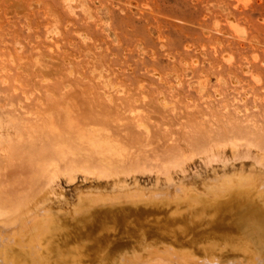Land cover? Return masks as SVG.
I'll use <instances>...</instances> for the list:
<instances>
[{
	"label": "rangeland",
	"instance_id": "rangeland-1",
	"mask_svg": "<svg viewBox=\"0 0 264 264\" xmlns=\"http://www.w3.org/2000/svg\"><path fill=\"white\" fill-rule=\"evenodd\" d=\"M77 132L125 149L117 175L94 170L98 149ZM56 141L92 173H64L72 156L54 157ZM239 174L264 179V0H0V201H27L24 221L77 217L96 193L201 190ZM125 229L108 233L133 241Z\"/></svg>",
	"mask_w": 264,
	"mask_h": 264
},
{
	"label": "bare ground",
	"instance_id": "bare-ground-1",
	"mask_svg": "<svg viewBox=\"0 0 264 264\" xmlns=\"http://www.w3.org/2000/svg\"><path fill=\"white\" fill-rule=\"evenodd\" d=\"M235 107L237 108H233ZM239 109L240 107L237 111ZM234 121L239 125V121ZM230 123L234 125L233 121ZM86 133L77 132L78 140L89 139L99 153V156H96L95 152L88 148L91 151L89 154L94 156L92 160H95L96 156L98 160L96 158L95 161L104 164L99 167L100 163L95 162L98 168L93 165L94 170L100 172V175H117L120 161L129 157L125 149L119 143L110 141L112 136L108 139L106 135L103 137L101 134L97 136ZM68 141L70 143V139ZM64 142L58 145L56 141L55 149L53 148L54 157L57 155L60 160L72 156L66 167L61 168L64 173L66 168V172H70L67 173L69 175L76 168L92 173L93 168L88 169L89 163L86 164L89 162L85 158L86 155L84 162H87L81 165L80 157L76 156L79 154L70 150L72 146L69 149L65 147L67 150L63 149ZM49 144L52 145V142ZM132 144L134 146V142ZM124 147L126 148L125 145ZM22 149L24 150V147ZM84 149L86 150L81 146L80 150L85 152ZM36 151L40 156L44 154L40 152H45L41 149ZM166 152L165 154H168ZM40 156L39 161L36 160L38 163L43 161ZM57 161L51 157L43 166L46 168L47 165V169L51 167L56 170L59 162ZM35 167L37 168V164ZM40 169L43 170V167ZM40 172L43 173L41 170ZM23 201L21 197L14 203L10 200L0 201V223L3 225L0 228V264H86L87 260L90 264H155L157 260L168 261L173 257L181 261L195 258L197 264H201L200 259L205 264H235L240 255H246L255 262L264 264V179L256 175H230L226 177L225 182L220 183L216 179L213 184L201 190L189 186L179 187L174 192L146 193L137 188L96 193L78 201L75 207L78 216L73 218H63L47 209L24 221L23 209L27 201ZM123 203L128 205H122ZM160 213L164 215L160 216ZM150 215L157 220V225H149ZM118 225L125 226V231L130 232L135 239L118 241L121 240H116L118 236L112 239L108 232ZM204 225L208 227L203 229ZM152 247L154 249L143 253V250Z\"/></svg>",
	"mask_w": 264,
	"mask_h": 264
}]
</instances>
